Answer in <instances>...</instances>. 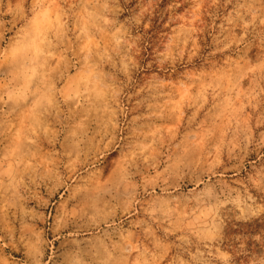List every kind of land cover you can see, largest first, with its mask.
<instances>
[{
  "label": "rangeland",
  "instance_id": "obj_1",
  "mask_svg": "<svg viewBox=\"0 0 264 264\" xmlns=\"http://www.w3.org/2000/svg\"><path fill=\"white\" fill-rule=\"evenodd\" d=\"M0 264H264V0H0Z\"/></svg>",
  "mask_w": 264,
  "mask_h": 264
}]
</instances>
